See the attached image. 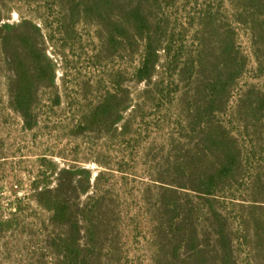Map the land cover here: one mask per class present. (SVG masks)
Instances as JSON below:
<instances>
[{
    "label": "rangeland",
    "instance_id": "obj_1",
    "mask_svg": "<svg viewBox=\"0 0 264 264\" xmlns=\"http://www.w3.org/2000/svg\"><path fill=\"white\" fill-rule=\"evenodd\" d=\"M209 2L234 30V42L246 57L227 107L215 117L236 137L241 152L240 175L219 191V210L228 219L237 264H264V116L256 132L239 114L252 86L264 91L249 27L236 20L230 0H158L154 17L161 24L163 46L173 36V51L182 44L195 54L198 18ZM0 18L1 23L38 26L42 47L56 65L55 83L39 87L28 124L10 107L11 72L0 53V264L64 261L66 248L56 251L50 238L59 234L65 239L68 228L55 230L50 212L38 201L40 193L60 182L75 189L69 195L73 206L89 210L99 203L112 212L119 252L109 264H150L149 211L188 201L202 205L190 185H182V180L188 184V175L176 168L199 154L196 133L188 127L191 109L181 102L183 94L192 95L190 88L173 83L177 69L172 78L169 57L161 49L155 83H163L165 95L159 100L155 90L148 98L146 83L134 76L140 53L104 45L94 18L63 13L57 0H0ZM111 95L118 96L119 123L92 124V113ZM78 242L86 246L83 235Z\"/></svg>",
    "mask_w": 264,
    "mask_h": 264
},
{
    "label": "trees",
    "instance_id": "obj_2",
    "mask_svg": "<svg viewBox=\"0 0 264 264\" xmlns=\"http://www.w3.org/2000/svg\"><path fill=\"white\" fill-rule=\"evenodd\" d=\"M57 2L63 13L72 17L94 18L103 31L104 45L111 49L125 46L130 53H140L134 76L137 82L146 83L143 93L148 98L151 99L155 90L159 92V100L165 95L163 83H155L162 61L161 49L169 57L167 67L171 77L176 76L173 83H184L192 92L191 96L183 94L181 102L184 108L191 109L188 127L196 133L199 154L178 162L176 168L180 174L188 175V184H183L185 180H182V185H190L202 205L188 201L163 204L149 211L147 215L153 220L149 228L150 264H237L228 219L219 210L218 193L237 181L241 172V152L236 137L215 120L216 114L227 107L232 83L246 64V57L234 42V30L219 19L220 11L209 2L198 18V30L194 33L198 45L196 53L190 54L182 44L173 51V36L163 46L161 24L154 17L158 0ZM230 4L236 20L249 27L257 72L264 73V0H230ZM115 13L116 19L113 18ZM1 22L2 18L0 53L11 72L9 104L29 124L39 87L55 83L56 65L42 47L44 40L38 26L27 21ZM176 69L173 76L172 71ZM117 105L118 96H109L92 113L90 122L116 125L120 120ZM239 109L246 128L252 123L257 132L264 116V91L252 86L247 99H241ZM258 181L256 178L255 183ZM68 188L60 182L40 193L38 200L50 212L55 230L68 228L65 239L59 234L50 238L52 248L57 251L63 246L67 251L64 261L57 264H109L111 257L119 252L112 212L99 203L89 210L73 206L69 200L72 188ZM72 192L76 194L75 189ZM243 225L248 227L250 223L243 220ZM82 235L86 246L78 242ZM104 252L110 258H106Z\"/></svg>",
    "mask_w": 264,
    "mask_h": 264
}]
</instances>
